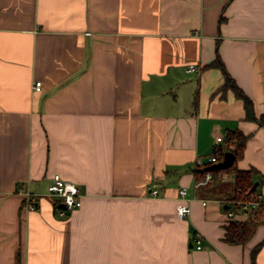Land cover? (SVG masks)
I'll use <instances>...</instances> for the list:
<instances>
[{
    "label": "crops",
    "instance_id": "crops-1",
    "mask_svg": "<svg viewBox=\"0 0 264 264\" xmlns=\"http://www.w3.org/2000/svg\"><path fill=\"white\" fill-rule=\"evenodd\" d=\"M218 57L260 119L264 0H0V264H252L260 243L264 264V210L227 215L236 175L196 181L242 132L234 163L264 200V124L221 91ZM56 173L80 187L66 217ZM254 220L245 244L225 241Z\"/></svg>",
    "mask_w": 264,
    "mask_h": 264
},
{
    "label": "trees",
    "instance_id": "trees-1",
    "mask_svg": "<svg viewBox=\"0 0 264 264\" xmlns=\"http://www.w3.org/2000/svg\"><path fill=\"white\" fill-rule=\"evenodd\" d=\"M207 68L216 67L219 68L225 78V83L221 88V91L225 93L227 90L231 89L237 98L241 99L244 102V107L246 110V117L249 120H256L260 122L261 124H264V116H262L260 119H258L255 116L254 113V105L253 101L250 99L248 95L245 94V92L237 85L233 77L228 73L226 70L223 62L218 57L214 62L206 65ZM197 104V97L195 96V105ZM249 139V135H244L242 132H237L234 134L233 138L229 139L228 147L232 148V150L235 152L237 159L242 157L245 145L247 143V140ZM207 172H211L213 179L219 177L222 173H234L236 175L232 194L228 196V200L230 201H237V200H251L255 198L257 192L252 191V187L255 183L253 176L256 173L254 169L250 170H239L236 166V163H234L231 167L223 170H205L198 168L196 170L197 175V182H201L205 180ZM263 210L260 212L262 213ZM257 213L256 220H259L261 217V213ZM256 220L254 221H231L229 226L226 228V234H225V241L230 244H245L248 239L250 238V235L253 231V227L256 224ZM263 243L258 244L251 253L252 256V264L256 263V255L259 252L260 248L262 247Z\"/></svg>",
    "mask_w": 264,
    "mask_h": 264
},
{
    "label": "built area",
    "instance_id": "built-area-1",
    "mask_svg": "<svg viewBox=\"0 0 264 264\" xmlns=\"http://www.w3.org/2000/svg\"><path fill=\"white\" fill-rule=\"evenodd\" d=\"M196 65H189L187 72L192 73L196 71ZM42 88V81H36L34 84V89L40 91ZM223 142V137H217V143ZM223 151L221 148L217 147L214 150L213 155L209 158L208 165L219 162L220 157L222 156ZM201 162H198V165L201 166ZM202 167V166H201ZM213 178L211 172H207L205 180L202 183H206ZM52 184L49 187V194L51 196H56L62 201V208L59 210V214L62 217H66L75 209L81 207V192L80 187L71 181L64 179L59 173L53 175ZM154 195L157 193L156 190L152 192ZM188 191L186 187L180 189L179 194L181 197H185ZM232 206L227 210V215L230 219L236 218L238 213L255 215L261 210H264V200L262 195L256 194L255 198L251 200H237L231 201ZM26 206L29 210H35L36 206L33 202V196L31 193L26 194L25 199ZM205 205L206 202H203ZM190 214V207L187 202L180 203L177 206V215L180 219L186 218ZM193 241L195 248L201 250L203 248V235L200 232H196L193 236Z\"/></svg>",
    "mask_w": 264,
    "mask_h": 264
},
{
    "label": "water",
    "instance_id": "water-1",
    "mask_svg": "<svg viewBox=\"0 0 264 264\" xmlns=\"http://www.w3.org/2000/svg\"><path fill=\"white\" fill-rule=\"evenodd\" d=\"M235 160H236L235 153L232 152V151H226L224 153L223 160L206 167L205 170L214 171V170L227 169V168L231 167L234 164ZM258 185H259V182H255L253 187H252V191H255L256 188L258 187Z\"/></svg>",
    "mask_w": 264,
    "mask_h": 264
}]
</instances>
